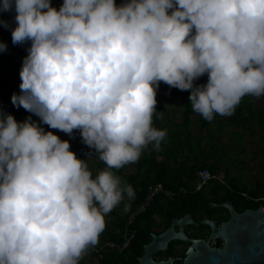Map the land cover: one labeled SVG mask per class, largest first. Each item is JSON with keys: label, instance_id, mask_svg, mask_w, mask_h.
Listing matches in <instances>:
<instances>
[{"label": "clouds", "instance_id": "9594fccd", "mask_svg": "<svg viewBox=\"0 0 264 264\" xmlns=\"http://www.w3.org/2000/svg\"><path fill=\"white\" fill-rule=\"evenodd\" d=\"M12 11L13 43L31 41L12 101L40 120L0 108V264H80L106 214L130 210L116 169L166 138L153 124L161 81L191 89L208 120L264 96V0H3ZM45 123L80 129L107 166L94 174Z\"/></svg>", "mask_w": 264, "mask_h": 264}, {"label": "trees", "instance_id": "16d2710c", "mask_svg": "<svg viewBox=\"0 0 264 264\" xmlns=\"http://www.w3.org/2000/svg\"><path fill=\"white\" fill-rule=\"evenodd\" d=\"M2 3L3 0L0 4ZM14 16V11L0 13V17L7 19L10 24V27L7 28L4 27L3 24H0V41H4L8 45L7 50L0 51V96L3 92H6L4 98L1 99L0 97V108L12 113L15 117L18 115L26 117L31 116L34 120H40L37 114L25 109L22 105L17 107L12 99L6 98L7 93H10V86H17L14 91L16 93L21 91L20 70L26 50L30 47V44L25 46L24 43H13L12 27H14L16 23ZM16 49H19V51ZM15 59L18 60V65L16 66L14 62ZM187 91L188 89L185 90L184 96H187ZM156 108L158 111H163V115H159V112L154 113L153 124L158 128H166L168 134L161 142V147L159 149L149 144L144 148L143 155L137 161L131 162L135 166L133 172L123 173L121 168L116 169V172L125 181L134 186L136 196L135 199L131 201L130 210L125 211L124 205L121 204L106 214L111 220L106 222V227L101 232L98 243L92 245V247H94L92 255L95 258V264H133L129 259L128 247L120 251L118 248H110L105 246V244L109 241H115L120 244L123 243L124 234L126 232L130 233L131 230L130 218L146 199L150 185L161 183L164 187L174 191L176 194L172 197L162 193L156 195L147 210L136 215L137 219L147 216L151 218L155 213H167L169 224L173 216H182L186 213L192 215L198 214L204 217L205 211L210 205L209 199L201 192L184 194L181 191L182 187L188 189L193 188L192 183L194 184L196 174L199 170L208 168L215 175L219 174L222 170L218 163L201 161L200 156L195 153L198 141L195 140L189 130L190 126L193 125L191 119V112L193 109L191 105H187V108L183 112V118L175 122L168 121L167 113L169 109L161 105V101L158 100ZM245 111L248 112L246 116L243 115ZM249 118L257 119L259 124L264 127V115L261 111H257L252 103H242L240 106L236 107L235 112L231 115V121L239 125H244ZM200 121L201 126L209 129L207 127L210 121L207 118L202 116ZM173 124L175 128L172 130L171 126H173ZM210 136L211 142H214L211 146L216 147V150L222 151L220 152L222 155L224 150L216 141V134L210 133ZM84 147L86 150H90L91 154H95V156L99 155L96 149L89 145L85 144ZM202 154H205L204 151ZM103 163L102 159L97 161L99 167H103ZM262 187L263 185L261 183L254 188L245 185V190L254 197H264V190ZM261 206H264L263 200L256 204V207ZM140 214L144 215L140 216ZM142 228V231H144L147 237L138 240L139 249H141L143 243L147 241V238H149V240L151 239L152 225L149 224Z\"/></svg>", "mask_w": 264, "mask_h": 264}, {"label": "rangeland", "instance_id": "374dc122", "mask_svg": "<svg viewBox=\"0 0 264 264\" xmlns=\"http://www.w3.org/2000/svg\"><path fill=\"white\" fill-rule=\"evenodd\" d=\"M2 0H0L1 2ZM117 4H121L124 0H116ZM63 3V0H52V4L59 9V6ZM170 12L172 9H169ZM25 46L31 44V41L24 42ZM19 51V49H16ZM28 54L26 50L25 56ZM24 56V57H25ZM15 66L18 65V60H14ZM208 80V74L205 73L200 76L195 83H206ZM17 86H10V93H7L8 99H12V94L16 90ZM185 90H181L178 87L170 86L164 81L160 82V86L157 89V102L161 101V105L166 106L169 109L167 113V119L169 122H175L183 118V112L187 108V105L192 104L189 100L191 89H188L187 96H184ZM6 92L0 96L4 98ZM244 102L252 103L257 111H261L264 115V96L256 97L254 95H245L238 106ZM237 106V107H238ZM248 114L244 112V116ZM203 115L196 112L194 109L191 112V119L193 125L190 126L189 130L192 136L198 141L196 154L200 156L201 161H207V163H218L222 170L217 174V177L222 179H232L237 181L238 184L247 185L248 187H256L259 183L263 185L264 190V127L259 124L257 119L249 118L244 125H239L231 121L230 116H224L216 114L215 118L209 120V126L203 127L200 125V119ZM38 117V116H37ZM36 117V118H37ZM26 116L18 115L16 119L24 120ZM166 125V124H165ZM164 126V125H163ZM46 130H51L54 133L60 135L62 139H68L70 141V147L76 152L77 156L82 159H87L89 168L94 174L98 173L104 167L106 163H103V167L97 165V161L100 156L91 154L90 150H86L81 136L80 129H74L73 135L60 130L58 128H52L48 124H44ZM175 125L171 126L173 130ZM210 133H215L217 136L216 141L219 146L222 147L223 154L221 155L216 147L211 146ZM87 145V144H86ZM204 151L205 154H202ZM143 153V152H142ZM143 155V154H142ZM141 155V156H142ZM123 173L133 172L135 166L132 163L122 167ZM119 171V170H118ZM223 175H226L225 178ZM111 220L110 217L106 216V222ZM94 247L90 246L85 255L81 258L80 264H95V258L92 255Z\"/></svg>", "mask_w": 264, "mask_h": 264}, {"label": "water", "instance_id": "95a60500", "mask_svg": "<svg viewBox=\"0 0 264 264\" xmlns=\"http://www.w3.org/2000/svg\"><path fill=\"white\" fill-rule=\"evenodd\" d=\"M229 207L233 210L232 205ZM192 221L190 215L175 218L169 228L160 234L153 233L140 264H173L172 259L156 262L152 257L156 251L166 249L172 240L191 241L184 264H264V209L246 210L241 214L233 211L230 220L221 226L210 219L201 221L211 227L210 239L226 241L223 248L211 247L204 239L189 238L185 229Z\"/></svg>", "mask_w": 264, "mask_h": 264}, {"label": "flooded vegetation", "instance_id": "af4514ba", "mask_svg": "<svg viewBox=\"0 0 264 264\" xmlns=\"http://www.w3.org/2000/svg\"><path fill=\"white\" fill-rule=\"evenodd\" d=\"M226 175H223L225 178ZM201 192L209 199L210 205L206 209L204 217L200 215H192L186 213L182 216H173L168 224L167 213H155L151 218L144 217L137 219V216L131 220V239L128 244L129 259L133 264H140V258L145 254V246L153 239V233L160 234L171 226L173 219L181 218L185 215H190L193 219L186 225L185 233L189 238H198L206 240L211 247L223 248L226 241L223 239L212 238L211 227L206 224H201L204 219H210L216 222L218 226L230 220L233 211L236 213H243L246 210H256L261 207H256L263 197H254L245 190V185L238 184L237 181L226 178H213L207 184L199 189H190L187 193ZM186 193V194H187ZM232 205L233 210L229 207ZM144 214H140L143 216ZM152 225L151 239L147 238L143 243L141 249L138 248V240L147 237L142 231V227ZM168 224V225H167ZM176 230L179 227L176 226ZM191 246V241L172 240L168 243L166 249H160L153 254V259L156 262L168 261L172 259L173 264H184L188 255V250ZM136 261V262H134Z\"/></svg>", "mask_w": 264, "mask_h": 264}, {"label": "built area", "instance_id": "2783aa9c", "mask_svg": "<svg viewBox=\"0 0 264 264\" xmlns=\"http://www.w3.org/2000/svg\"><path fill=\"white\" fill-rule=\"evenodd\" d=\"M213 178H217V175L213 174L208 168L199 170L196 174V180H195L194 184L192 183L193 189L201 188L202 186L207 184L208 181L212 180ZM189 190L190 189H188V188H184V187L181 188V191L184 194H186ZM161 193L165 194L169 197H172L173 195L176 194L174 191L169 190L166 187H164V185L161 183L150 185L146 199L140 205L138 210L132 214L130 219L133 220L137 214L145 212L147 210V208L151 205L155 196L159 195ZM262 200L264 202V197L262 198ZM262 209H264V206H262ZM130 239H131V234L129 232H126L124 234V240H123L122 244L117 243L115 241H109L105 244V246L110 247V248H118V249H120V251H123L124 249L127 248L128 244L130 242Z\"/></svg>", "mask_w": 264, "mask_h": 264}]
</instances>
